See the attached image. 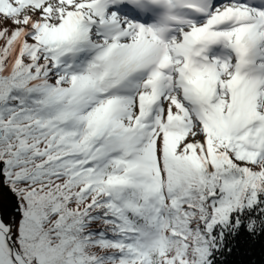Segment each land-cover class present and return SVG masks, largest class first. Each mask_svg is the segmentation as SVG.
<instances>
[{
    "label": "snow or ice",
    "instance_id": "1",
    "mask_svg": "<svg viewBox=\"0 0 264 264\" xmlns=\"http://www.w3.org/2000/svg\"><path fill=\"white\" fill-rule=\"evenodd\" d=\"M0 187V264L264 241V0H0Z\"/></svg>",
    "mask_w": 264,
    "mask_h": 264
},
{
    "label": "trees",
    "instance_id": "2",
    "mask_svg": "<svg viewBox=\"0 0 264 264\" xmlns=\"http://www.w3.org/2000/svg\"><path fill=\"white\" fill-rule=\"evenodd\" d=\"M262 246H264V241L243 243L242 251L229 257L228 264H248V262L252 260L256 261V264H260ZM249 250H251V254H245L249 252Z\"/></svg>",
    "mask_w": 264,
    "mask_h": 264
},
{
    "label": "flooded vegetation",
    "instance_id": "3",
    "mask_svg": "<svg viewBox=\"0 0 264 264\" xmlns=\"http://www.w3.org/2000/svg\"><path fill=\"white\" fill-rule=\"evenodd\" d=\"M13 205V198L6 189L0 187V216L11 209Z\"/></svg>",
    "mask_w": 264,
    "mask_h": 264
}]
</instances>
